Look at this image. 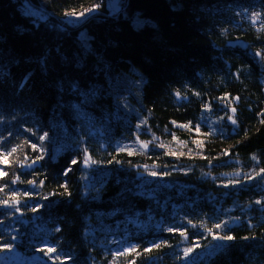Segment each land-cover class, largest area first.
<instances>
[{
    "label": "trees",
    "instance_id": "obj_1",
    "mask_svg": "<svg viewBox=\"0 0 264 264\" xmlns=\"http://www.w3.org/2000/svg\"><path fill=\"white\" fill-rule=\"evenodd\" d=\"M118 1L0 0L1 257L264 264V0Z\"/></svg>",
    "mask_w": 264,
    "mask_h": 264
},
{
    "label": "rangeland",
    "instance_id": "obj_2",
    "mask_svg": "<svg viewBox=\"0 0 264 264\" xmlns=\"http://www.w3.org/2000/svg\"><path fill=\"white\" fill-rule=\"evenodd\" d=\"M118 2H119L118 0H109V6H110V8L113 11L118 9V7H119L118 6V4H119ZM31 11H32V13H37V12H35L34 9H32ZM85 14H87V12L82 13V15H71V14H69V16L67 18V21L76 23L77 21L81 20L84 17ZM145 21L146 22H151V19H149L147 17H145V18L137 17L136 19H133V22L136 25L142 24ZM1 255L2 254H0V264H14L15 261H16V257L15 256H8L7 259H5V257L2 258ZM19 257H20V261L21 262L24 261L21 264H35L34 260L31 259L32 258L31 255L28 256V257H26V256H22V257L19 256Z\"/></svg>",
    "mask_w": 264,
    "mask_h": 264
},
{
    "label": "snow or ice",
    "instance_id": "obj_3",
    "mask_svg": "<svg viewBox=\"0 0 264 264\" xmlns=\"http://www.w3.org/2000/svg\"><path fill=\"white\" fill-rule=\"evenodd\" d=\"M93 7H96V6L94 5ZM90 10L91 9H85V11H90ZM71 15H82V13H71ZM259 16H260V13H253V19H257V18H259ZM257 55H260V53H257ZM235 111H236V109L233 108L232 112L235 113ZM228 119L231 120V122L233 124L237 123L236 119L233 116H229ZM41 139H43V137H41ZM142 146L146 147L147 145L144 144ZM33 147H35V145H33ZM73 163H75V161H73ZM261 172H264V169H262ZM257 175H259V174H257ZM248 178L251 179L252 177H248ZM29 183H32V181H29ZM4 203H7V201H5ZM257 203H260V201H257ZM33 211H35V209H33ZM223 224H224V222L222 221L221 224H217V225H215V227L216 228H220ZM217 238L223 239V240H231V239H233V237H231V236H223V237H217ZM156 246L159 247V245H156ZM5 247L11 248V245H6ZM47 251L49 253H52V252L55 251V249L48 248ZM128 251H134V249L133 248H129ZM191 251H192V249H186L185 250V255L187 256V254L189 252H191ZM56 259H59V257H56Z\"/></svg>",
    "mask_w": 264,
    "mask_h": 264
},
{
    "label": "water",
    "instance_id": "obj_4",
    "mask_svg": "<svg viewBox=\"0 0 264 264\" xmlns=\"http://www.w3.org/2000/svg\"><path fill=\"white\" fill-rule=\"evenodd\" d=\"M234 44L240 45L239 43H234ZM37 164H38V162H31L30 164H28V166H27L26 169L31 168V167H34V166H36Z\"/></svg>",
    "mask_w": 264,
    "mask_h": 264
}]
</instances>
